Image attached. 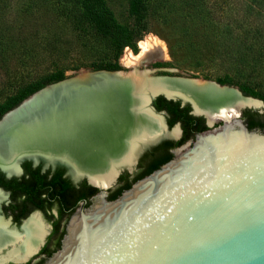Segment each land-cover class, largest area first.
Here are the masks:
<instances>
[{
	"label": "water",
	"instance_id": "water-1",
	"mask_svg": "<svg viewBox=\"0 0 264 264\" xmlns=\"http://www.w3.org/2000/svg\"><path fill=\"white\" fill-rule=\"evenodd\" d=\"M79 75L44 86L3 114L0 122L32 95L51 86L58 87L55 105L65 103V91L78 96L85 90L117 113L120 103L111 95L123 93L128 97L130 113L134 101L129 80H96L82 88ZM146 92L148 108L162 114L166 127L165 112L156 111L152 104L159 95L183 105L189 103L194 114L205 115L180 95ZM78 100L72 98L70 105L80 104ZM238 113L222 119L218 127L197 133L191 143L176 149L173 158L135 181L117 198L108 200L107 187L101 186L99 201L73 218L63 247L46 264H264V131L250 129L239 117L241 108ZM56 124L61 144L65 141L73 148L81 143L92 147V135L81 133L79 122L73 124V134L65 133L61 121ZM158 139L142 143L129 167L136 163L143 147ZM34 152L35 156L25 155L18 164L32 158L59 161L73 168L69 159L49 160L43 153Z\"/></svg>",
	"mask_w": 264,
	"mask_h": 264
},
{
	"label": "rangeland",
	"instance_id": "rangeland-1",
	"mask_svg": "<svg viewBox=\"0 0 264 264\" xmlns=\"http://www.w3.org/2000/svg\"><path fill=\"white\" fill-rule=\"evenodd\" d=\"M104 1L122 28L135 23L130 0ZM149 2V30L125 48L118 70L214 81L262 102L255 108L264 111V34L259 40L241 34L256 26L264 33V0ZM82 10L80 0H0L1 111L15 106L24 90L57 82L61 73L69 78L107 70L95 66L114 55V39L98 34ZM137 57L138 65H125Z\"/></svg>",
	"mask_w": 264,
	"mask_h": 264
},
{
	"label": "bare ground",
	"instance_id": "bare-ground-1",
	"mask_svg": "<svg viewBox=\"0 0 264 264\" xmlns=\"http://www.w3.org/2000/svg\"><path fill=\"white\" fill-rule=\"evenodd\" d=\"M140 61V57H137L126 61L125 65L134 67ZM149 73V70L138 71L137 78L133 72L126 73L121 70L116 73H79L78 81L82 88L96 80H129L134 101L130 105L131 114L127 108L128 97L123 93H119L121 96L113 93L111 95V98L117 97L119 100L120 110L117 113H112L104 107L102 101L96 102V98L86 94L85 90L80 91L78 96H71L65 91V103L60 105H55V91L58 88L56 86L47 87L32 95L0 122V162H7L6 167L14 170L20 158L25 155L35 156L37 153L34 151H38L51 160L69 159L76 174L88 175L92 182L108 187L115 181L122 166H130L133 163L142 143L167 132L162 114L153 112L146 104L147 90L190 99L195 111L204 113L211 124L239 114L238 109L246 105L257 107L263 104L251 97H244L237 89L220 86L213 81L201 82L197 79L164 75L158 77ZM72 98H78L80 104L71 106ZM86 101L89 105H86ZM93 102L94 106H90ZM60 121L66 134H73V124L79 122L81 133L92 135V147L81 143L80 147L73 148L65 141L61 144L58 139L60 128L56 124ZM178 131L176 126L171 132L178 135ZM6 226L7 222L0 221V248L17 238L12 231H7ZM23 227L26 230L24 243L20 249L16 248L8 253V256L16 259L22 258L23 253L28 255L34 252L42 243L47 231V226L38 214H33Z\"/></svg>",
	"mask_w": 264,
	"mask_h": 264
},
{
	"label": "flooded vegetation",
	"instance_id": "flooded-vegetation-1",
	"mask_svg": "<svg viewBox=\"0 0 264 264\" xmlns=\"http://www.w3.org/2000/svg\"><path fill=\"white\" fill-rule=\"evenodd\" d=\"M186 105L190 107L189 115L202 116L204 120L197 122L194 120L192 125L185 126L179 120L171 124L168 111L158 110L153 104L156 111L165 112L167 132L156 142L143 147L132 167L120 168L117 180L109 186L105 194L108 200L117 198L135 181L173 158L176 149L194 140L197 133L222 124L223 120L219 119L220 123L215 126L210 125L205 115L194 114L192 106L189 103ZM186 105L181 103L182 107ZM244 107L239 117L250 129L264 131V127H255V112L261 114L263 119L264 113L255 106ZM178 124V135H174L171 131ZM201 126H207L208 129L201 130ZM183 139V143L178 145L177 143ZM170 155L171 158L163 162V159ZM0 164L7 169L0 168V221L7 222V231H12V234L17 237L15 241L8 242L0 248V264H46L63 247L73 218L99 201L101 186L92 182L88 175H78L72 167L59 161L48 162L44 159L35 161L32 158H24L20 164L17 163L14 170L6 167L7 162H0ZM129 184L131 185L128 187ZM95 188L97 190H94ZM33 214L40 215L47 226L42 243L31 254L23 253L20 259L8 256L10 251L20 249L24 243L26 230L23 226Z\"/></svg>",
	"mask_w": 264,
	"mask_h": 264
},
{
	"label": "trees",
	"instance_id": "trees-1",
	"mask_svg": "<svg viewBox=\"0 0 264 264\" xmlns=\"http://www.w3.org/2000/svg\"><path fill=\"white\" fill-rule=\"evenodd\" d=\"M82 4V12L83 15L88 19L96 28L98 34L103 37H112L114 39L115 53L109 58V61L106 63H98L95 66V69H107V70H118L120 68V59L123 54L125 48L127 46H135V44L142 39L144 34L148 32V23L145 21L146 15L150 9L149 0H130V13L134 16L135 23L129 27V29L122 28L112 17L107 3L104 0H80ZM242 26V25H241ZM238 34H240L238 32ZM242 37L244 40L249 39H263V30L256 26L254 28L245 27L242 30ZM251 35V37H250ZM57 81L65 79L63 73L56 77ZM36 90L27 89L24 90L21 96L18 98V103L21 100L29 97ZM154 105L158 110H167L169 115L171 116V124L176 121H182L185 125H192L194 120L196 122L199 120L203 121L204 117L198 116L193 117L189 115L188 112L190 107L188 105L181 106V101L167 99L163 95H159L153 101ZM13 104L6 109L5 111L0 110V118L10 109L14 108ZM261 126L264 127V119L263 116L257 112H255V127ZM201 130L208 129L207 126H201ZM184 141L180 140L177 144H182ZM171 155L163 159V162L170 159ZM131 184L128 185V187ZM94 190H97L96 188Z\"/></svg>",
	"mask_w": 264,
	"mask_h": 264
}]
</instances>
